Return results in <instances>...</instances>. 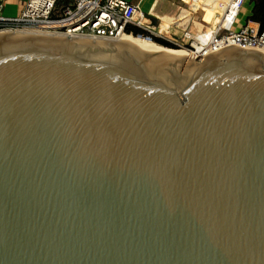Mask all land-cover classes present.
Masks as SVG:
<instances>
[{"label":"water","instance_id":"1","mask_svg":"<svg viewBox=\"0 0 264 264\" xmlns=\"http://www.w3.org/2000/svg\"><path fill=\"white\" fill-rule=\"evenodd\" d=\"M202 56L0 30V264H264V51Z\"/></svg>","mask_w":264,"mask_h":264},{"label":"built area","instance_id":"2","mask_svg":"<svg viewBox=\"0 0 264 264\" xmlns=\"http://www.w3.org/2000/svg\"><path fill=\"white\" fill-rule=\"evenodd\" d=\"M139 1L24 0L17 14L4 15L0 12V30L116 38L124 32L134 34L131 29L126 28L135 26L144 32L136 34L165 37L174 45L173 47L183 49L194 59H201L202 54L223 43L264 47V26H260L257 21L246 19L244 24L233 26L235 16L244 0L218 2V11L213 18L206 25L196 24L195 29H176L164 16L167 10L174 14L178 13L175 0H169L172 4L169 9L156 8L154 4L157 0H153L146 11L140 8ZM182 2L186 8L190 7L187 1ZM190 24L189 22V27Z\"/></svg>","mask_w":264,"mask_h":264},{"label":"crops","instance_id":"3","mask_svg":"<svg viewBox=\"0 0 264 264\" xmlns=\"http://www.w3.org/2000/svg\"><path fill=\"white\" fill-rule=\"evenodd\" d=\"M189 4L192 2L191 7L194 8V10L191 9H185L184 6L176 5L175 8H178V12L180 15H182V19L180 20H173L171 19L174 15L169 14L170 11H167L164 13V16L168 18L174 25H176L178 28H191L195 29V25H206L205 22L210 21V19L213 18L214 14L218 11L217 9V3H223L225 0H185ZM24 0H0L1 6H0V12L2 13V10L5 9L8 14H16L17 11H19V8L23 4ZM202 9V15L201 18L204 20H201L200 16H197V9ZM3 14V13H2ZM198 18V21H197ZM190 24V27L188 26V23ZM178 23V24H177Z\"/></svg>","mask_w":264,"mask_h":264},{"label":"rangeland","instance_id":"4","mask_svg":"<svg viewBox=\"0 0 264 264\" xmlns=\"http://www.w3.org/2000/svg\"><path fill=\"white\" fill-rule=\"evenodd\" d=\"M152 1L153 0H140L139 1V6H140V8L143 10V11H146V10H148L149 9V5L152 3ZM175 3L178 5V4H180L181 6H184L183 4V2H182V0H175ZM171 3H170V1L169 0H157L156 2H155V4H154V6L156 7V8H158V9H169L170 7H171ZM250 6H251V3H250V0H244L243 1V3H242V5L240 6V8H239V11L237 12V14H236V16H235V19H234V21H233V26L234 27H238V26H240V25H242V24H244L245 22H246V18H247V16H248V14H249V10H250ZM185 7V6H184ZM185 9H191V8H189V7H185ZM167 11H169V10H167ZM166 11V12H167ZM165 12V13H166ZM176 12H178V10L176 11ZM202 12H203V10L202 9H198V11H197V16H200V18H201V15H202ZM2 13L4 14V15H6V14H8L7 13V11L5 10V9H3L2 10ZM18 13V11L16 12V14ZM217 13V12H216ZM15 14V13H14ZM14 14H10V15H14ZM169 14H171V15H174L171 19H175V20H180V19H182L183 17H182V15H180L179 14V12L178 13H172V12H169ZM201 20H203L202 18H201ZM204 21V20H203ZM171 23H172V21H171ZM206 24H207V22H205ZM178 24V23H177ZM173 25H174V23H173ZM175 27H176V29H180V28H178L176 25H174ZM162 38H164V39H166V40H168L167 38H165V37H162ZM169 41V40H168ZM170 42V41H169ZM158 43V42H157ZM158 44H160V43H158ZM162 45V44H161Z\"/></svg>","mask_w":264,"mask_h":264},{"label":"trees","instance_id":"5","mask_svg":"<svg viewBox=\"0 0 264 264\" xmlns=\"http://www.w3.org/2000/svg\"><path fill=\"white\" fill-rule=\"evenodd\" d=\"M250 3H251V6H250L249 14L246 19L255 20L258 22L260 26H264V0H250ZM128 29H131L132 32L134 33L133 35H136V36H138V34L136 33H144L143 30L140 29L139 27L131 26V28L130 27L126 28V30ZM150 38L158 43L168 45V46H174L171 42H169L168 40L162 37L151 34Z\"/></svg>","mask_w":264,"mask_h":264},{"label":"bare ground","instance_id":"6","mask_svg":"<svg viewBox=\"0 0 264 264\" xmlns=\"http://www.w3.org/2000/svg\"><path fill=\"white\" fill-rule=\"evenodd\" d=\"M191 4H192V2L190 3V6H191ZM31 32H34V33L39 32V33H41L40 31H31ZM116 39L124 41L125 43H128V44L135 45V46H137L140 49L145 47V48H149V49H177V50H180V51H184L181 48L163 46L161 44H158V43L152 41L151 39H147V38H145L143 36H139V35L136 36V35L129 34V33H126V32H124V33L120 34L119 36H117ZM254 47L264 51V47H257V46H254Z\"/></svg>","mask_w":264,"mask_h":264}]
</instances>
